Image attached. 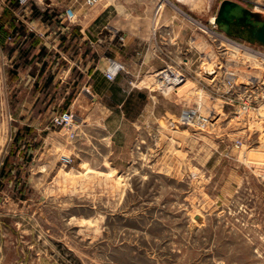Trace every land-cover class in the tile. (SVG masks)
Masks as SVG:
<instances>
[{
  "label": "rangeland",
  "instance_id": "rangeland-1",
  "mask_svg": "<svg viewBox=\"0 0 264 264\" xmlns=\"http://www.w3.org/2000/svg\"><path fill=\"white\" fill-rule=\"evenodd\" d=\"M219 1H66L105 8L101 43L117 28L135 57L113 108L26 112L0 90V264H264V101L243 126L220 95L219 63L246 68L213 33ZM237 1L264 17V0ZM166 63L185 79L160 85ZM6 68L0 50V86Z\"/></svg>",
  "mask_w": 264,
  "mask_h": 264
},
{
  "label": "crops",
  "instance_id": "crops-1",
  "mask_svg": "<svg viewBox=\"0 0 264 264\" xmlns=\"http://www.w3.org/2000/svg\"><path fill=\"white\" fill-rule=\"evenodd\" d=\"M66 1L48 0L42 5L41 0H0V50L7 64V82L0 90L11 96L15 109L113 108L108 100L123 84L120 76L108 80L104 70L110 59L132 62L135 55H122L117 28L107 43H101L99 15L105 8L77 7V18L68 20ZM133 27L124 33L126 50L133 49L129 35ZM139 54L144 72L148 54L142 50ZM131 90L129 95L136 93Z\"/></svg>",
  "mask_w": 264,
  "mask_h": 264
},
{
  "label": "built area",
  "instance_id": "built-area-1",
  "mask_svg": "<svg viewBox=\"0 0 264 264\" xmlns=\"http://www.w3.org/2000/svg\"><path fill=\"white\" fill-rule=\"evenodd\" d=\"M159 7H161L160 2L157 3L155 10L158 11ZM64 11L68 20L77 18L76 11L72 6H66ZM210 22L217 29L214 32L219 33L225 40L224 42L219 41L223 51L235 53L237 61L245 64L246 70H238L233 65L219 63L220 72L223 73L222 77H219L218 80L216 71L213 72V69L207 71V75L210 81L218 80V85L224 87L220 90V95L224 97L225 103L231 104L235 112L241 115L243 126L248 125L249 120L260 116V105L264 101V46L245 39H232L229 34L216 27L214 20ZM123 69H126V66L122 62L110 59L109 66L104 70V75L106 78L113 80ZM155 75L159 84L163 87L176 85L185 79L184 73L178 71L169 63L158 67ZM194 113L185 117L188 118ZM210 116V113L201 114L204 120H207ZM55 120L59 123L70 122L72 121L71 114L64 111L58 114ZM237 141L240 142V140Z\"/></svg>",
  "mask_w": 264,
  "mask_h": 264
},
{
  "label": "water",
  "instance_id": "water-1",
  "mask_svg": "<svg viewBox=\"0 0 264 264\" xmlns=\"http://www.w3.org/2000/svg\"><path fill=\"white\" fill-rule=\"evenodd\" d=\"M214 21L217 28L227 34L264 46V17H256L250 8L241 2L220 0Z\"/></svg>",
  "mask_w": 264,
  "mask_h": 264
},
{
  "label": "bare ground",
  "instance_id": "bare-ground-1",
  "mask_svg": "<svg viewBox=\"0 0 264 264\" xmlns=\"http://www.w3.org/2000/svg\"><path fill=\"white\" fill-rule=\"evenodd\" d=\"M161 4H162V1L160 2ZM179 9V8H178ZM210 18V17H209ZM214 18H215V15L214 16H212L211 17V21H213L214 20ZM198 22V21H197ZM215 22V21H214ZM211 30V29H210ZM213 33H215L216 35H219L220 36V34L219 33H216V32H214L213 31ZM221 37V36H220ZM223 40V39H222ZM157 74V73H156ZM196 111V109H193V108H186L185 110H184V112H183V114H184V116H187V115H191L193 112H195ZM208 111V110H207ZM207 111H206V113H207ZM216 111L213 109H210V113L211 114H214ZM206 113H201V114H203V115H205ZM198 114H200V113H198Z\"/></svg>",
  "mask_w": 264,
  "mask_h": 264
},
{
  "label": "flooded vegetation",
  "instance_id": "flooded-vegetation-1",
  "mask_svg": "<svg viewBox=\"0 0 264 264\" xmlns=\"http://www.w3.org/2000/svg\"><path fill=\"white\" fill-rule=\"evenodd\" d=\"M229 35L234 36V37H238V36H235V35H232V34H229ZM238 38H240V37H238ZM240 39H243V38H240Z\"/></svg>",
  "mask_w": 264,
  "mask_h": 264
}]
</instances>
